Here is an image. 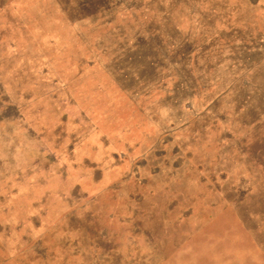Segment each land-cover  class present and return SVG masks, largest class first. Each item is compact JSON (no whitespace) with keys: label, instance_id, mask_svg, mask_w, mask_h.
<instances>
[{"label":"rangeland","instance_id":"obj_1","mask_svg":"<svg viewBox=\"0 0 264 264\" xmlns=\"http://www.w3.org/2000/svg\"><path fill=\"white\" fill-rule=\"evenodd\" d=\"M0 264H264V0H0Z\"/></svg>","mask_w":264,"mask_h":264}]
</instances>
